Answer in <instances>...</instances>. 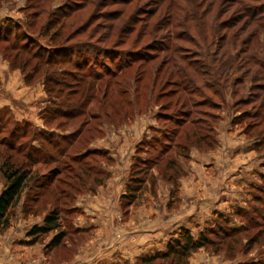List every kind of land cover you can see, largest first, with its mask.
Instances as JSON below:
<instances>
[{"label":"rangeland","instance_id":"374dc122","mask_svg":"<svg viewBox=\"0 0 264 264\" xmlns=\"http://www.w3.org/2000/svg\"><path fill=\"white\" fill-rule=\"evenodd\" d=\"M240 8L232 0H0V26L12 28L7 41H0V166L6 162L30 172L9 209V226L0 232V264H72L102 249L94 236L99 226L114 232L112 248H126L133 245L127 232L142 223L149 230L156 219L155 229L164 234L160 248L136 264H264V29ZM34 9L41 15L33 21ZM228 22L235 25L225 28ZM24 44L28 53L21 50ZM58 47L70 49L73 62L80 52L78 70L65 61L47 66L32 56L45 58L47 49ZM151 53L155 58L147 64ZM118 66L121 71L109 77ZM98 73L105 75L100 82L85 81L100 86L95 98L76 86L74 79ZM187 73L201 88L191 96L181 91ZM28 74L33 76L27 80ZM210 85L218 97L204 89ZM176 86L180 93L173 97ZM67 99L83 106L81 114L46 122L53 103L63 106ZM188 110L192 114L185 118ZM85 121L73 142L60 140ZM190 122L215 143L192 146L185 157L175 145L190 142ZM42 132L54 136L48 142ZM57 145L66 148V156ZM87 149L108 155L91 154L83 165L72 162ZM135 157L143 160L134 167L143 182L125 196ZM54 170L58 174L50 176ZM4 187L0 174V194ZM114 193L103 224L95 213L87 216L90 203ZM52 210L59 228L29 237ZM209 229L211 244L184 263L168 253L183 232L197 239ZM62 231L60 245L48 248Z\"/></svg>","mask_w":264,"mask_h":264},{"label":"trees","instance_id":"16d2710c","mask_svg":"<svg viewBox=\"0 0 264 264\" xmlns=\"http://www.w3.org/2000/svg\"><path fill=\"white\" fill-rule=\"evenodd\" d=\"M234 3L239 4V8L240 6H242L240 8L241 13L243 15V17H245L246 19H248L249 21L253 22V23H257L261 29H264V5H260V6H251L250 4H247L249 1V3H252V1L254 2L255 0H232ZM257 5V4H256ZM35 12H33L31 14V18L34 21L35 19H38L39 16L41 15L40 11L37 10H33ZM232 21H236L235 18ZM32 25V24H30ZM228 25L230 26H224L225 28H232L233 25H235V23L233 22H228ZM3 26H0V41H7L8 39V35L6 36L5 34H8L7 31H9L10 26L7 24V26L5 28H2ZM4 35V36H2ZM236 38V37H235ZM17 39V38H16ZM249 43L248 41L243 42V46L246 47L248 46ZM22 51H27L28 53V46L26 44H24L21 47ZM69 50L70 49H66V48H62V47H58L55 49H47L48 52H46V57H43V54L41 53H34L32 54L33 57L37 58L40 60V63L49 66L50 64H55L61 61H65L69 64L72 63V65H74L75 70H78V68L80 67V52L77 50V52L74 53L75 55V59L74 62L72 60V56L69 54ZM151 51H156V50H151ZM243 51V52H242ZM238 57H240V55L242 53H245L246 50H242ZM18 58V55L14 56V61H16ZM147 58V57H146ZM154 54H148V60L146 61V63H151L154 60ZM247 62H249V59H246ZM26 62H24V65H28V61L25 60ZM130 61V60H129ZM257 65V63H255ZM261 65V64H260ZM24 66V67H25ZM262 69H264V64L261 65ZM163 68V67H162ZM161 69H158L157 71L160 72ZM34 69H37V67H35ZM122 67L118 66V68L107 74L109 77H111V75L113 76V78L115 77L116 73H118V71H121ZM192 70V69H191ZM186 71V70H185ZM196 72L197 75L198 74V69L194 68V70ZM35 71H32V73ZM185 73V72H184ZM89 76H87V74H84L83 76H80L79 80L74 79L76 86L82 87V89L84 90V92L90 93L92 92V97L95 98V95L97 94L96 91L99 89V87H95L93 86V81H88L85 82L87 80V78L96 80V81H101L102 76H105L101 73H98L96 75H91L89 74ZM33 74H28L26 75L27 80L30 79V77H32ZM183 79H185V83L187 84L186 88H182L181 91L182 92H188V95H194L196 93L199 92V89H201L190 77L189 74H184L183 75ZM49 80H51L50 78H47L44 80V83L49 82ZM54 85L55 86H61V82L58 80H53ZM111 82H106L105 84V88H107V86L110 85ZM207 83H210L209 81H207ZM67 85V84H66ZM209 86H205L204 89H210L211 94L213 97H218L217 91L215 89H213L212 85ZM217 87H219V84H216ZM187 87H189L190 89H188ZM48 90V87H45ZM180 88L179 86H176V88H174V90H172L170 92V95L175 97L178 95ZM52 92V90H49ZM60 91V90H59ZM72 91V92H71ZM70 92L72 94H76L77 92H75V90H71ZM88 94V95H90ZM92 98V99H94ZM220 98V97H219ZM91 99V100H92ZM181 99V97H178L177 101H175L176 103H179V100ZM205 101V100H204ZM208 100L205 101V103H207ZM211 106H214L213 108H217L218 109V105L217 103H215L214 105H212V103H210ZM193 107H197V104L194 103L192 104ZM53 113L50 114V118L47 117L46 122H50V120L54 117V118H66V119H73L75 117H78L81 114L82 108L83 106H76L75 103H71L69 102V100L67 99L66 103L60 104V103H53ZM50 108L48 107L47 110H45L44 112L47 111V113L49 112ZM79 113V114H78ZM183 116L189 117L192 112L191 110L188 111H183L182 112ZM97 116L92 115V120L96 119ZM201 126L203 127V123H200ZM85 125H87V121H85L84 123H82V126H80L79 129H77L76 131H74L72 134H67V135H62L60 136V140L62 141H71L73 142L77 137H79V135L82 133V128L85 127ZM190 125H192V127L190 128L191 130V138H190V142L184 146H178V144L175 145L176 149L182 150L185 152V157L188 156L189 150L191 149L192 146L199 148L200 149V145H205L207 148L214 146L215 140L213 139V137H211L209 133L207 134H201L202 133V128H195L194 125H196V123L194 122H190ZM100 131V130H99ZM100 133V132H98ZM54 133L52 132H42L39 133L38 135L41 136V138H44L45 140H48V142L51 140L50 138H52L54 135ZM157 139V138H156ZM156 141V140H153ZM71 144V143H70ZM142 145V144H141ZM140 145V149H143L142 146ZM148 146V145H147ZM58 150H59V154L61 156H63L64 154L67 153L66 148L61 147L59 145H57ZM60 147V148H59ZM163 151V150H162ZM187 153V154H186ZM91 154H101V155H108L106 151H102V150H98V149H87L84 153L72 156V162L75 164H80L83 165V161L88 158L89 155ZM66 156V155H64ZM158 157V156H157ZM136 161V164L133 165V167L131 168V174H130V179L126 185V191H125V196H128L129 194L132 195L131 193H135L140 189V185H141V178H138L139 175L138 170L134 171V167L135 165H137V162L139 160H142L141 158H137L135 157L134 159ZM143 161V160H142ZM152 161V160H151ZM156 161V160H155ZM145 162V160H144ZM171 166L175 165V162H171L170 163ZM65 167H69V166H65ZM178 171V170H177ZM0 174L3 177L4 181H5V187L3 189V191L0 194V232L3 231L4 229H6L9 226V219H8V212L9 209L14 205V203L18 200L24 186L27 184V181L29 179V170H20L19 168H15L12 165H9L8 163H3L0 166ZM57 171H52L50 172V176L53 175H57ZM135 175V177H134ZM153 179V178H152ZM264 179V178H262ZM50 180V179H49ZM50 183V182H49ZM140 183V184H138ZM135 197V196H133ZM59 228V217H58V212L57 210H52L49 214H47L43 220H42V224L39 225H35L32 227V229L28 232V236L29 237H33L34 239L40 235H44L47 233H50L52 231H55ZM211 229V228H210ZM209 229V230H210ZM238 230V229H237ZM212 234L213 231H203L199 234L198 238L195 239L190 232L185 231L183 232V235L178 239L175 240L173 242V245H171L169 247L168 253L172 254L174 257H178L177 259L181 260L183 259V263L186 259H188V257L196 252L197 250L201 249V248H205L208 247V245L211 244V241L208 239V234ZM212 232V233H211ZM232 233V232H231ZM64 237V232H59L57 235H55L52 240L50 241V243L48 244V248H55L57 246L60 245L62 238ZM256 241V238L253 237L251 238L250 242L254 243ZM249 243V242H248ZM162 256V255H161ZM163 257H166V254H164Z\"/></svg>","mask_w":264,"mask_h":264},{"label":"crops","instance_id":"0c3cea01","mask_svg":"<svg viewBox=\"0 0 264 264\" xmlns=\"http://www.w3.org/2000/svg\"><path fill=\"white\" fill-rule=\"evenodd\" d=\"M124 186H125V183L123 187ZM118 189H121V188H118ZM101 201L102 202H100L99 200L98 201L99 203L97 202L98 205L96 203L95 205L90 203L93 208H91V211L89 210L90 211L89 213H91V215H87V216L91 217L95 213V217L101 218V222H102L101 224H103V221H105L104 214L106 213V211L108 212L110 211V208H109L110 204L108 205L107 203L113 204L116 201L115 193L112 196L108 195ZM105 205L107 207H105ZM105 208H109V209L105 210ZM98 209H100V214H97L95 212V210L99 211ZM158 210L159 212H163L162 211L163 209L161 207ZM93 218L94 216L92 217V219ZM144 218L149 219L148 217H144ZM164 218L168 219L169 217H167L166 215L164 216ZM151 225H154L153 228L151 227L149 230H146V224L142 223L141 225L142 228H137L133 230L132 231L133 233L127 232L129 233V235H132V236H128V238H131L130 243L133 245L130 246L128 244V246H130L128 247L126 244V248H125V245L123 246V244H121L119 247L113 246L112 248V245L110 244H111V240L114 237V232L111 230H107L108 228L107 226H105V224H104L105 227L101 225L99 226V228L95 229L94 236L96 237V239H100L98 243H102L101 245L102 249L101 250L94 249L93 251H89L83 257L80 256L78 259H75L72 264H111L112 261H116V260L120 261L119 262L120 264L122 263L123 260L127 261L128 264H136L141 258L145 259L146 255H149L153 253L155 250L160 248L161 243L159 239L164 234L161 233L162 229L161 230L155 229V227L159 226L158 219H156L155 222ZM107 241L108 243L106 244Z\"/></svg>","mask_w":264,"mask_h":264}]
</instances>
